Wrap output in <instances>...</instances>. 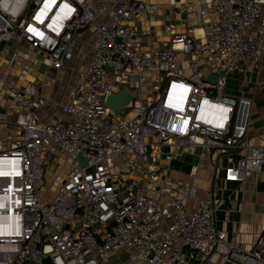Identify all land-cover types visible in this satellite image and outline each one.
<instances>
[{
  "label": "built area",
  "instance_id": "1",
  "mask_svg": "<svg viewBox=\"0 0 264 264\" xmlns=\"http://www.w3.org/2000/svg\"><path fill=\"white\" fill-rule=\"evenodd\" d=\"M192 1L203 5L202 33L169 26V47L144 49L133 23L153 15L156 0H0V264H110L119 251L142 264H264V232L246 250L215 225L219 210L239 206L221 195V179L245 185L264 173V146L249 135L254 101L226 93L245 64L264 61V0ZM89 31L95 43L82 82L57 103L58 78L44 91L27 74L47 63L68 70ZM181 56L190 58L189 78L179 75ZM203 64L215 82L199 74ZM148 74L155 88L145 98ZM131 82L134 98L117 114L107 99ZM48 108L59 114L45 119ZM164 147L174 151L160 165ZM54 149L70 171L46 200ZM178 149L200 150L217 166L230 159L209 200L195 185L169 181ZM209 166L200 161L189 176Z\"/></svg>",
  "mask_w": 264,
  "mask_h": 264
},
{
  "label": "crops",
  "instance_id": "2",
  "mask_svg": "<svg viewBox=\"0 0 264 264\" xmlns=\"http://www.w3.org/2000/svg\"><path fill=\"white\" fill-rule=\"evenodd\" d=\"M202 7V4L195 3L192 0H156L153 15L144 16L140 21L133 23V26L139 29L142 34L143 48H150L154 44H157L161 49L169 47L172 37V35L167 32V28L169 26L173 27V31L176 34H187L194 31L197 34H201L202 32L200 30H202V25L199 19V12ZM94 43L93 31L87 32L79 39L80 54L78 57H84V61L82 63L86 66L92 56ZM4 62L5 59H2L1 63ZM179 65V75L183 78H189L192 75L190 58L187 56H181ZM77 67L78 66H76V68ZM1 68H4V66ZM244 68V72L236 73L229 78L226 93L234 97L244 96L253 99L254 106L249 135L253 145L264 146V61L260 68H256L252 63L245 64ZM62 72L57 73L56 78H58V81ZM199 74L207 81H214V79H216L214 76L210 75V69L206 64L201 65ZM155 75L156 74H148L145 76V83L143 86L145 98L150 97L154 91L155 85L152 81ZM73 77H75V73L73 74ZM27 79L31 81L36 80L39 83L40 81H44L42 84L44 91H46L47 87H49V82L51 81L48 80L47 75H39L37 71L34 72V69L27 74ZM81 82L82 80L77 82V85ZM69 83L71 82L68 81V86ZM135 83L136 82H131L127 87L119 86V92L115 94L119 95L123 90H127L131 98L126 106H128L134 98L136 90ZM58 84L56 85V102H67L69 89L71 87H76L77 85H73L68 90L64 91L58 86ZM60 97L64 99L58 102ZM42 113L45 119H52L59 114V111L57 108H48ZM127 113L130 116H133L131 111H127ZM198 151L200 150H175V154H177V156L171 164L172 174L169 177V181L174 183L182 182L186 185H195L200 190V198L209 200L211 198L213 178L217 175L223 178L222 168H224L231 161L228 157H225L223 159L224 164L221 169L211 168L209 171L207 170L205 174L206 178L203 180V184L199 186L198 178L192 179L189 176L191 168L196 163V157L194 155ZM168 152H170V147L162 148V155L159 159L160 165L166 164L164 161V154H167ZM206 156L207 159L210 160L208 155H204V157ZM207 159H202V161H208ZM213 162L216 161L213 159ZM220 189L222 196L227 198L230 197V201L237 202L239 206L234 210L229 209L228 206L219 210L215 217V225L218 229L224 230L227 233L230 241H234L243 249L245 248L246 250H250L253 248L256 240L264 232V173L260 176L252 177L245 185L226 183L223 179H221ZM191 205V207H195V203H191ZM187 250L188 249L185 248V251ZM127 255L128 254L126 252L119 251L113 255L110 264H129L127 262L125 263ZM122 256L124 257L123 261ZM138 263L142 264L140 262Z\"/></svg>",
  "mask_w": 264,
  "mask_h": 264
},
{
  "label": "rangeland",
  "instance_id": "3",
  "mask_svg": "<svg viewBox=\"0 0 264 264\" xmlns=\"http://www.w3.org/2000/svg\"><path fill=\"white\" fill-rule=\"evenodd\" d=\"M20 51H21L22 54H30V52L26 48H22ZM22 61H24V60L22 59ZM83 61H84V57H81V58L77 57L76 60L71 64L72 69L70 67L68 70H65V71L62 72V74H61V76L59 78V81H58L59 82L58 86L62 90H64V91L68 90L71 86L77 85V82H79L82 79V73H83V70H84V68L86 66L85 64L82 63ZM46 65L49 66V63H47ZM47 66H42L40 68L35 67L34 68V72L37 71L38 74L42 75V76H46L47 75L48 80L55 79L57 77V73H55L54 71L48 70ZM76 66H78V67L76 68ZM74 68H75V71H74ZM4 72H5L4 68H1L0 69V74H2ZM74 73H75V77H73ZM22 74H23V70L20 69L17 73L15 71L13 73V76L14 77L15 76L16 77H21ZM31 74H33V73H31ZM33 75H35V74H33ZM12 78H10L7 81V83L10 84L11 82H14L15 84H17V80L14 79V81H13ZM68 81L71 82V83H69V86H68ZM3 90H4L3 87L0 86V103L2 105H4V100H5V99H2V95H1V92H3ZM63 99L64 98L60 97L58 102H60V100H63ZM2 110L5 111V108L4 107L1 108V111ZM252 114H253V111H252ZM170 151H174V149L170 148ZM194 156L196 157V160H195L196 163L193 166L198 165V163L200 161H202V159H204V160L207 159V156L204 157V155L202 154L201 151H198ZM52 163H53L54 167H49L48 168L46 188H45V190L43 191V194H42L43 198L46 199V200L54 198V195L58 192V190L63 186L64 182L66 181L68 173L70 171V167L68 165V157H67V155L62 153L58 149H54ZM209 163H210V166L208 168V171L211 168H217V169L220 168L221 169L223 164H224V160L221 161L219 166H217L216 162H213L212 160H209ZM206 171L207 170L201 171L199 176H198V181H199L198 185L199 186L203 184V180L206 178V176H205ZM46 191H49V192L53 193L54 195L50 194V193L47 194ZM128 256L129 255H127V258H125V263L127 262L129 264H139L138 262L133 261L132 258H130V256L129 257ZM123 260H124V257L122 256V261ZM46 264H50V263H46Z\"/></svg>",
  "mask_w": 264,
  "mask_h": 264
},
{
  "label": "water",
  "instance_id": "4",
  "mask_svg": "<svg viewBox=\"0 0 264 264\" xmlns=\"http://www.w3.org/2000/svg\"><path fill=\"white\" fill-rule=\"evenodd\" d=\"M216 79H214L213 82H215ZM131 96L127 92V90H123L121 94L119 95H114V96H109L107 99L108 106L117 114H121L124 107L128 104ZM79 161L81 163L82 167H86L87 163L86 161L82 158L79 157Z\"/></svg>",
  "mask_w": 264,
  "mask_h": 264
}]
</instances>
